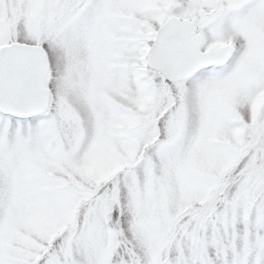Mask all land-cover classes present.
Returning <instances> with one entry per match:
<instances>
[{
	"label": "snow or ice",
	"instance_id": "6c2138e0",
	"mask_svg": "<svg viewBox=\"0 0 264 264\" xmlns=\"http://www.w3.org/2000/svg\"><path fill=\"white\" fill-rule=\"evenodd\" d=\"M0 264H264V0H0Z\"/></svg>",
	"mask_w": 264,
	"mask_h": 264
}]
</instances>
